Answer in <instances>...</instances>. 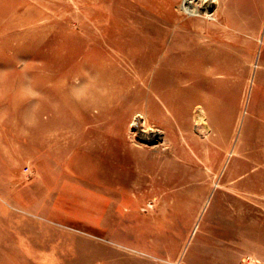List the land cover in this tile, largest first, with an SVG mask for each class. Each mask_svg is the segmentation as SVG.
<instances>
[{
	"label": "rangeland",
	"instance_id": "374dc122",
	"mask_svg": "<svg viewBox=\"0 0 264 264\" xmlns=\"http://www.w3.org/2000/svg\"><path fill=\"white\" fill-rule=\"evenodd\" d=\"M218 1L222 29L182 0H0V264H264V0ZM164 18L224 38L211 102L94 82L95 35Z\"/></svg>",
	"mask_w": 264,
	"mask_h": 264
},
{
	"label": "bare ground",
	"instance_id": "6f19581e",
	"mask_svg": "<svg viewBox=\"0 0 264 264\" xmlns=\"http://www.w3.org/2000/svg\"><path fill=\"white\" fill-rule=\"evenodd\" d=\"M218 9V0H182L181 2V10L187 15L199 16L204 14L208 18H214L215 23H219L222 29V26L227 25L224 18L218 15ZM164 20L163 23H167L168 25L164 28L165 31L158 33L154 26L152 28L146 27L145 33L139 30L136 37L128 38L137 40L135 50L128 48V39L125 41L124 46L128 45L125 48L119 47L117 41L109 36L103 35V37L100 38L95 35L93 41L97 43V45L102 42L101 44L104 49L103 58L107 65L99 61L100 58H93L91 71L99 73L96 79H94V82L101 86H108L109 90L119 85L126 87L133 84L137 88L141 86V88H146L149 89V91L155 92L156 97H158L168 109H170L171 100L167 92L175 84L183 87L200 86V91H189L188 96L199 94L201 95L200 97H202L203 103L211 102L210 100L216 97L213 89L215 87V81L219 78L218 75L224 73L226 75L224 79L230 80L235 73L234 58L223 57L222 59V56L229 52L226 48H223L222 45L218 46L217 43H215L219 41L222 42L224 38L212 34L205 35L201 29H197L194 26L190 27L186 20L179 21L178 23L174 21V23H177L176 29L174 30L171 28L173 20L168 18H164ZM159 21H161V19ZM96 25H98V23ZM141 45L145 46V56L140 55L143 50ZM163 48L167 54V59L165 58V61L163 60L156 66L155 60L157 59L158 53ZM188 52H193L196 56L198 65L194 67V69L190 68L185 62L184 56ZM223 65H229L230 67L226 71H222L221 66ZM178 67H182L184 73L179 74L173 79L170 74L172 70ZM149 73H153V78L151 80H149L148 77ZM164 90H166V92ZM204 93L207 95L205 99L203 98ZM195 120L201 132L206 134L209 128L206 124L205 114L200 106L197 107ZM144 138L145 140L152 141L157 138V135L149 134L145 135Z\"/></svg>",
	"mask_w": 264,
	"mask_h": 264
},
{
	"label": "crops",
	"instance_id": "0c3cea01",
	"mask_svg": "<svg viewBox=\"0 0 264 264\" xmlns=\"http://www.w3.org/2000/svg\"><path fill=\"white\" fill-rule=\"evenodd\" d=\"M262 79H264V72L261 74V76H260ZM263 81V80H262ZM261 85H263L264 86V84H261ZM263 86H260V88H264Z\"/></svg>",
	"mask_w": 264,
	"mask_h": 264
}]
</instances>
